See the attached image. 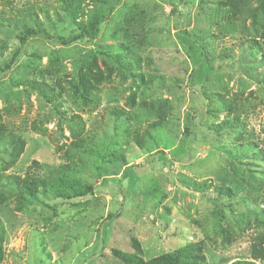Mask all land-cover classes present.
Wrapping results in <instances>:
<instances>
[{
  "label": "rangeland",
  "instance_id": "obj_1",
  "mask_svg": "<svg viewBox=\"0 0 264 264\" xmlns=\"http://www.w3.org/2000/svg\"><path fill=\"white\" fill-rule=\"evenodd\" d=\"M8 1L0 19L33 7L48 20L28 22L40 30L22 45V26L0 24V140L23 143L18 156L1 150L0 177L93 190L24 202L0 189V264H168L184 245L202 248V264L248 259L263 227L238 200L264 209V58L244 52L254 38L264 51V0H63L81 6L77 20L61 0ZM96 13L95 38L77 39ZM27 81L47 84L49 98ZM234 112L245 123L236 133L223 126ZM245 139L257 151L238 149ZM217 186L233 189L231 208Z\"/></svg>",
  "mask_w": 264,
  "mask_h": 264
},
{
  "label": "trees",
  "instance_id": "obj_2",
  "mask_svg": "<svg viewBox=\"0 0 264 264\" xmlns=\"http://www.w3.org/2000/svg\"><path fill=\"white\" fill-rule=\"evenodd\" d=\"M1 5L4 7H11V3L8 0H0ZM63 4L64 11L68 12L73 19L77 20L78 18H83L85 14L78 13L80 11L81 6L78 4L73 3H65L63 0L60 1ZM66 6V9H65ZM46 8H39L37 10L30 8L28 11H25L21 13L20 11L17 12V15L15 18H1L0 24L6 27L14 26H22V29L20 30V41L21 45L25 44L27 37L31 36V34L37 33L40 29H34L33 25H27L28 22H33L36 24L38 21V13H41L44 16L46 20H48V10H45ZM2 10V9H1ZM11 10V9H10ZM1 12V11H0ZM2 13V12H1ZM4 20H7L6 23ZM264 22V20L262 21ZM13 24V25H11ZM99 18L98 14L89 16L88 20L86 21V24H78L80 35L77 36V39L81 38H95V36L98 33V26H99ZM255 23H253V30L255 29ZM19 30V29H17ZM264 31V25L263 29ZM256 39H248L246 40V48L244 54H253L254 58L262 57L264 58V51L261 47L256 45ZM119 63H122L123 60L118 57L116 59ZM258 60V59H254ZM263 62V60H261ZM25 86L30 88L32 91H36L37 93L41 94V96H44L45 98H49L50 93L48 92L49 86L45 83H39L36 81H27L25 83ZM208 98V97H207ZM111 115L113 118L116 119H123V112L119 108H113L111 110ZM127 120V119H123ZM230 132H238L240 130H243L245 127V123L240 120V117L237 113H231L229 114L227 120L224 122V125ZM242 139L240 136H235L234 140H240ZM17 146L14 148L15 151L12 156H18V154L21 152L23 148V143L20 139V137L15 136H9L7 137L6 141L0 140V153L4 147L9 145ZM245 145L241 148V145H238V149H242V152L244 154L248 153L249 151H257V147L253 146V143L249 141V139L244 140ZM254 158V157H253ZM36 166H39L38 163H33ZM261 176V175H260ZM0 189H6L8 192H16L18 197L23 200L24 202H32L37 201L39 195L44 196H52L53 198H60V199H76L84 197L92 192L91 186H85L81 185L77 181L69 180L64 177H57L56 179L52 181H46L44 178L35 176L31 173H25L24 176L20 175H3L0 177ZM215 191L217 192L216 199H221L222 206L225 204L226 208H231V202L230 200L233 199L235 194L233 193L232 188H222L220 186H217L215 188ZM249 196L241 197L238 200V205L240 204L244 209V215L253 217L252 221H248L247 224H256L263 227V230L257 231L255 235L252 238V242L249 247V257L246 260H237L232 262L231 264H259L262 261H264V209H259L260 211H257V208H252L250 203L248 202ZM23 201H19L17 205L14 207L15 210L20 211L23 208ZM7 198L4 196H0V210H1V204H4L5 207L7 206ZM224 207H222V213H218L217 216L219 218V214H221L220 219L223 217L224 213ZM6 237V229L3 224L2 219L0 218V263L3 260L4 251H3V245H4V238ZM223 244H229V238L227 236L224 237ZM202 248L201 247H195L189 249L184 245L181 249L173 252L172 254L165 255V260L168 264H183L182 263V255L185 254L187 257L185 259H189L191 261V264H202L204 261V257L201 254ZM181 255V256H180ZM123 262L129 263L134 262L136 257H128L126 255H121Z\"/></svg>",
  "mask_w": 264,
  "mask_h": 264
}]
</instances>
